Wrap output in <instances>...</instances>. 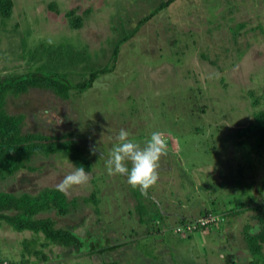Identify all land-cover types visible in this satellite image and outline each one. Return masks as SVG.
I'll return each instance as SVG.
<instances>
[{
    "label": "rangeland",
    "instance_id": "374dc122",
    "mask_svg": "<svg viewBox=\"0 0 264 264\" xmlns=\"http://www.w3.org/2000/svg\"><path fill=\"white\" fill-rule=\"evenodd\" d=\"M13 1L8 27L17 25L29 36L30 45L42 38L51 37L48 42H56L65 36L74 44L83 42L94 55L101 47L108 48L106 40L113 37L112 23L119 22V13L130 17L132 29L162 0ZM51 3L56 4L58 13L49 9ZM76 6L80 7L79 14L86 8L92 10L85 17L84 26L72 30L64 16ZM261 20L264 0H176L144 22L122 44L115 68L100 76L86 92L72 95L67 101L43 90L20 95L19 105L16 102L10 113L26 115L22 133L41 134L49 139L70 134L72 138L80 136L78 142L84 138L82 143L91 151L87 155L93 164L88 173L90 179H98L100 187L97 213L93 204L83 201L93 189L88 182L65 195L68 200H78L70 214L57 218L50 211L39 216L56 220L57 227H76L78 232H83V224H87L91 234L97 232L93 238L96 241L105 229V243H130L118 250L125 249L121 258L127 264H249L250 254L244 247L241 230L247 222L255 224L252 210L233 218L227 226L216 224L191 236L173 233L182 216L189 220L203 206L213 208L210 198L219 199L217 206L223 209L229 201H240L233 196L243 199L240 193L245 191L256 196L258 203L264 196V190L258 191L264 186V144L259 145L246 131H235L253 119L252 100L245 92L251 89L256 96H264V52L260 43L246 46L254 35H261ZM227 21L245 24L250 30L237 35L239 48L248 50L243 57L236 54L237 45L229 30L234 25ZM17 42L16 32L7 36L0 26V77L27 71L25 62L17 60ZM179 60L180 65L176 64ZM134 71H138V77L133 80ZM222 77L228 88L221 86ZM197 84L201 90L196 91ZM232 107L236 108L233 112ZM197 127L204 129L197 132ZM121 129L127 130L130 139L142 147L151 132L160 130L166 135L167 155L161 158L157 184L148 190L154 203H158V211L166 216L164 234L146 233V226L138 221L127 178L108 174L106 161ZM175 162L181 163V168ZM32 165L38 170H21L4 186L0 184V189L15 195H36L44 188L56 189L75 170L64 158L34 161ZM205 185L209 189H201ZM93 191L98 192L96 188ZM142 200L151 204L147 197ZM30 237L29 233H17L2 223L0 258H19L24 248L22 241ZM36 249L40 250V245ZM68 252L46 247L43 253L48 259L42 261L31 255V264L98 262L83 252Z\"/></svg>",
    "mask_w": 264,
    "mask_h": 264
},
{
    "label": "trees",
    "instance_id": "16d2710c",
    "mask_svg": "<svg viewBox=\"0 0 264 264\" xmlns=\"http://www.w3.org/2000/svg\"><path fill=\"white\" fill-rule=\"evenodd\" d=\"M175 1H160L154 10L140 19L132 29H129L131 26L130 17L119 13L118 15L121 17L119 22L121 23L118 20V24L112 23L113 37H108L106 40L108 48L101 47L99 53L96 51L94 55H91L86 44L81 41L79 44H74L72 40L70 41L65 36L58 37L56 42L51 40L52 43L51 41L48 42L51 37L48 39H46L47 37L42 38V41L30 45L28 43L29 36L23 31L21 32L17 25L8 27V23L12 18L14 1L0 0V26L2 31L7 33V36L17 33V60L24 61L27 70L24 74L15 73L0 77V184L2 186L21 170L32 172L38 170L37 167H33V162L44 159L64 158L71 162L74 167L83 166L87 172L92 170L93 164L87 155L91 151L82 143L84 138L81 139L82 142H78L77 139L81 137L74 135V138H72L73 136L70 134H62L59 137L54 136L53 139H49L41 134L22 133V123L26 115L15 112L10 113L11 107H16V102L20 101V97H22L20 95H27L35 90L47 91L63 101L72 99V95L78 96L86 92L92 88L94 82L100 76L108 74L115 68L122 44L132 38L139 27L145 24L144 22L156 16ZM79 8L76 6L65 12L66 24L72 30L81 29L84 26L85 17L92 10L86 8L79 14ZM49 9L58 13L54 3L50 4ZM227 22L234 25V27L229 26V30L233 34L234 42L237 45L236 54L243 57L246 55L243 52L248 50L239 48L237 35L241 34L242 31L250 30L247 27L245 28V24ZM261 22L263 23L264 20H261ZM260 30L259 34L261 35H254L249 42L247 41L246 46L250 48L251 44L260 43L259 47L264 52V26ZM11 44H13L12 41ZM99 60L103 63L100 64ZM209 62L215 64V61ZM176 64L180 65L182 61L179 60ZM221 71H224V69ZM134 72L133 80L138 77V71ZM220 81L223 88L229 87L225 77H222ZM197 90H201L199 85L196 88ZM192 91L193 89H190V92ZM245 93L252 100L253 119L247 126L244 128L239 127L235 131H246L249 133L248 137L252 136L258 140L259 145L264 144V96H256L255 91L251 89ZM235 109L232 107L230 110L233 112ZM203 129V127H197L196 131H203ZM175 165L181 168V163L175 162ZM97 181L98 179L92 178L89 180V184L91 188H96L98 192L95 194L92 189L88 197L83 198L84 203L93 204L96 213L98 212V203L101 201L97 197L100 188H98ZM205 186L201 189H209L207 185ZM261 188L258 190L259 192L264 190V186ZM131 189L135 199V212L138 221L146 226L145 230L147 232H145L147 234H164V229L167 226L166 216L158 211V203H154L149 191L142 194L138 188L131 187ZM240 194L244 195L243 199L239 195L233 196L232 199L239 197L240 201L237 203L229 201L223 209L217 206L219 199L210 198L209 202L213 208L203 206L198 210L197 215L190 217L189 220L182 216L176 227L183 229L184 236H191L202 231L206 232L216 224L224 223L227 226L233 218L252 210L254 211L252 219L255 220V224L251 225L249 222L244 224L241 230L242 241L245 249L250 254L249 264H264V196H262L261 202L258 203L256 202V196L250 191ZM145 197L151 202L150 205L143 202L142 199ZM77 202L76 198L68 200L65 194L57 191V188H44L36 195L28 193L15 195L0 189V225L5 223L17 233L27 232L31 235L29 239L22 241L24 248L19 258L16 260L0 258V264H31V255L36 256L39 260L46 261L48 258L43 253V249L46 247H59L63 251L66 249L69 250L68 253L73 255L83 252L90 258H96L98 260L97 264H123V262L127 264V261L121 258L125 249L118 250L121 247H129L130 243L110 244V241L105 243L104 241L108 239L102 233L105 229L101 232L100 241H96L93 238L97 236V232H94L95 235L91 234L93 231L87 224H83V232H78L76 227H57L56 220L49 216H39L53 211L55 217L63 218L77 207ZM199 220H207L208 223L201 226L197 223ZM188 226L195 227V229L187 231ZM173 234L179 235L180 233ZM85 241H88L86 245L84 244ZM39 245L40 250H37L36 246ZM150 254V257L154 259L155 255L152 252ZM231 264H236V262L231 261Z\"/></svg>",
    "mask_w": 264,
    "mask_h": 264
},
{
    "label": "clouds",
    "instance_id": "9594fccd",
    "mask_svg": "<svg viewBox=\"0 0 264 264\" xmlns=\"http://www.w3.org/2000/svg\"><path fill=\"white\" fill-rule=\"evenodd\" d=\"M115 139L117 143L106 161L108 174L125 176L132 188L146 194L157 184L161 158L167 155L165 133L160 130L151 132L143 147L130 139V133L125 129H121ZM92 154H95V149H92ZM89 180L90 174L83 166L75 167L56 186L57 191L67 195L73 187L87 184Z\"/></svg>",
    "mask_w": 264,
    "mask_h": 264
},
{
    "label": "built area",
    "instance_id": "2783aa9c",
    "mask_svg": "<svg viewBox=\"0 0 264 264\" xmlns=\"http://www.w3.org/2000/svg\"><path fill=\"white\" fill-rule=\"evenodd\" d=\"M212 219H213V218H212ZM212 219H211V220H212ZM197 223H198L199 225L203 226V225H205L206 223H208V221H207V220H199ZM197 223H196V224H197ZM194 229H195V227H192V226H191V227H190V226L187 227V231H191V230H194ZM176 230H177V231H175L176 233H182V234H183V232H182L183 229H182V228L177 227Z\"/></svg>",
    "mask_w": 264,
    "mask_h": 264
}]
</instances>
